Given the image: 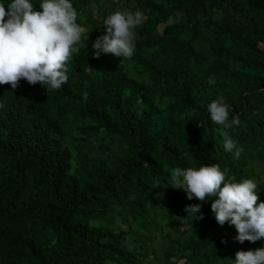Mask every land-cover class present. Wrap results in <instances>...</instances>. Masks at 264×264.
Masks as SVG:
<instances>
[{
  "label": "trees",
  "instance_id": "trees-1",
  "mask_svg": "<svg viewBox=\"0 0 264 264\" xmlns=\"http://www.w3.org/2000/svg\"><path fill=\"white\" fill-rule=\"evenodd\" d=\"M70 2L89 25L67 83L0 84V264H233L264 248L218 224L214 197L169 183L174 168L219 165L264 202V0ZM137 10L133 55L96 58L104 20ZM219 98L240 120L225 129L238 159L210 120ZM191 204L203 220L186 218Z\"/></svg>",
  "mask_w": 264,
  "mask_h": 264
},
{
  "label": "clouds",
  "instance_id": "clouds-1",
  "mask_svg": "<svg viewBox=\"0 0 264 264\" xmlns=\"http://www.w3.org/2000/svg\"><path fill=\"white\" fill-rule=\"evenodd\" d=\"M143 20L139 10L110 14L103 22L106 34L93 43L96 58L101 53L130 58L135 48L133 30ZM88 25L80 23L70 0H41L39 10L31 0H11L7 7L0 3V84L16 89L21 80H26L30 85L39 83L46 91L59 89L68 81L67 62L73 51H79L75 46L82 44ZM229 107L219 98L207 110L211 122L222 127L224 150H235L238 159L242 149L225 129L238 126L240 120L236 117L229 122ZM169 183L173 189H183L189 200L203 202L214 197L211 210L216 221L221 226H235L239 243L264 239V202H259L254 181L225 182L219 165H206L198 169L174 168ZM184 211L188 213L186 218L204 219L197 215L201 205H187ZM233 264H264V248L237 252Z\"/></svg>",
  "mask_w": 264,
  "mask_h": 264
}]
</instances>
